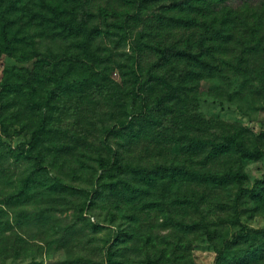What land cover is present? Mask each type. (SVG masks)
Here are the masks:
<instances>
[{"label":"rangeland","instance_id":"374dc122","mask_svg":"<svg viewBox=\"0 0 264 264\" xmlns=\"http://www.w3.org/2000/svg\"><path fill=\"white\" fill-rule=\"evenodd\" d=\"M77 12L102 33L64 38L16 8L9 37L20 30L25 40L17 50L32 58L11 55L0 42V82L12 72L24 86L0 99V264H110V253L115 264H214L218 250L207 225L218 228L224 246L246 227L264 228V198L251 192L264 177V156L209 161L220 174L242 165L243 184L160 180L136 194L129 185L138 177L113 164L153 168L187 159L196 166L205 159L182 148L180 114L158 105L168 89L154 73L173 71L176 82L191 75L185 131L227 132L197 120L213 118L249 127L254 138L264 132V0H85ZM87 45L108 60L92 62ZM162 48H170L167 58ZM40 58L50 64L42 67ZM57 60L58 74L70 71L67 79L37 82L32 98L25 77ZM139 67L153 118L134 88ZM92 72L96 81L88 83ZM226 251L228 264L246 260L240 245ZM247 264H264V254Z\"/></svg>","mask_w":264,"mask_h":264},{"label":"trees","instance_id":"16d2710c","mask_svg":"<svg viewBox=\"0 0 264 264\" xmlns=\"http://www.w3.org/2000/svg\"><path fill=\"white\" fill-rule=\"evenodd\" d=\"M85 0H0V42L3 41L6 43L5 50L9 54L22 58V60H30L32 55L26 49L21 51L17 50L19 43L25 40V37L20 35V30L15 33L11 38L9 33L12 30V24L16 23L14 20L16 8H19L20 15L22 17H28L36 22H39L40 25L50 26L53 31L58 32L62 37L77 36L83 32H89V40L93 38L94 35L101 34L102 31L98 27H94L90 30L86 26L85 22L78 21L77 16V6L82 5ZM218 32V30H217ZM88 40V41H89ZM87 41V43H88ZM84 43V44H87ZM87 52L91 58L92 62H101L102 60H108L107 58L102 59V57L93 52L91 47L88 45ZM162 56L167 58L170 53V48H162ZM1 54V51H0ZM178 55L185 56L190 59L198 60L203 64H208L205 59L200 58L198 55L187 50H179ZM43 60L42 67L50 64V60L47 58H40ZM56 65L59 64V60L55 61L53 67L48 68L44 71L42 69H33L30 70L29 75L25 77V82L28 86V93L33 98L37 90V82L43 81L45 78L51 79L52 77L56 80L58 85H61L66 79L67 75L70 72L69 70L58 74L56 70ZM134 79L133 84L134 88H137L135 91L140 92L145 95L147 101L145 106L144 115L154 117V113H151L152 106L149 101L151 93L145 89V85L149 80L144 79V75L141 71V67L138 69L135 68L133 71ZM176 74L172 72L168 73H154L153 76L157 83L165 86L168 90L164 94L163 98L159 100L158 105L163 106L164 110L168 115H176L178 112L180 115L176 116L175 121L181 128V137H177L178 141L182 144V148L185 152L190 155H200L205 154V159L201 164L196 166L189 165L190 160H183L181 162L172 163V164H161L153 168H145L134 166L128 163L121 164L119 160L114 161L113 167L119 169L123 173H132L138 178L134 177L132 183L134 186L129 185L130 191L137 193L138 190L142 192L143 190L150 191V188L158 185L160 180H163V184L166 186L170 182H193L198 185H211L214 187L223 188L224 186L231 185L233 183L243 184L248 178L247 173L242 165L237 166L236 168H229L223 173L214 172L209 166V161L221 156V155H239L241 157H263L264 156V132L257 135L256 138L252 136V132L249 127L240 125L238 123L228 122V121H219L213 118L210 120L207 118L197 119L202 123L206 121L210 123H218L224 125L227 128L221 136L215 134L206 135V128H200L199 130L188 132L185 131V128L190 124L191 119L186 115V109L183 108L187 104V97L190 94V81L189 73H182L178 76V81H175ZM12 72L9 73L2 82H0V99L5 97L11 88L16 90H22L24 86L20 85L16 81H13ZM24 76V75H22ZM95 73L92 72L88 77V83L96 81ZM176 82V83H175ZM138 85V87H137ZM186 100V101H185ZM180 106V108H179ZM165 112V113H166ZM198 117V116H197ZM206 120V121H205ZM45 125L47 120L44 119ZM41 130L38 131V133ZM33 141V140H32ZM143 183L148 186L142 185ZM260 184L259 187H253L251 190L252 195H258L264 198V177L256 179V185ZM60 186H67L61 183ZM246 187L241 186L239 189V194L243 195ZM202 197L197 200L200 202ZM240 213V211H239ZM237 217L239 214L237 212ZM206 232L208 237L216 245L218 250V257L214 264H228L227 261V247L231 248L235 245H240L245 253L246 260L242 261L240 264H247L249 258L255 255L264 254V228H253L246 227L240 230L227 244V246L220 245L219 241V230L217 227L212 225L206 226ZM113 253V250L111 251ZM109 263L115 264L116 260L113 256L109 255Z\"/></svg>","mask_w":264,"mask_h":264}]
</instances>
